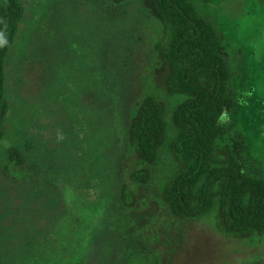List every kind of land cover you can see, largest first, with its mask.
I'll list each match as a JSON object with an SVG mask.
<instances>
[{
    "label": "rangeland",
    "instance_id": "1",
    "mask_svg": "<svg viewBox=\"0 0 264 264\" xmlns=\"http://www.w3.org/2000/svg\"><path fill=\"white\" fill-rule=\"evenodd\" d=\"M20 1L7 57L0 196L18 202L27 188L33 196L50 189L56 196L48 208L57 210V252L23 263L264 264V236L230 237L214 215L180 220L161 201L177 167L168 149L174 98L156 85L155 45L164 33L146 7L137 0ZM206 11L231 41L238 78L230 120L264 176V0H212ZM147 96L164 106L166 135L148 182L137 184L130 175L147 167L127 131ZM9 148H17L19 163ZM6 226L14 223L0 220V264H23Z\"/></svg>",
    "mask_w": 264,
    "mask_h": 264
},
{
    "label": "trees",
    "instance_id": "2",
    "mask_svg": "<svg viewBox=\"0 0 264 264\" xmlns=\"http://www.w3.org/2000/svg\"><path fill=\"white\" fill-rule=\"evenodd\" d=\"M110 1L120 4L127 0ZM137 1L162 26L164 38L155 45L161 63L155 80L174 98L171 121L175 136L168 149L177 167L162 185L161 201L180 220L214 215L217 228L230 237L264 236V176L230 120L238 68L229 56L230 39L206 11L212 0ZM21 14L20 0H0V141L7 135V57L15 44ZM164 112L161 101L147 96L130 117L129 146L147 167L130 175L137 184L148 182V167L155 163L164 143ZM16 149L8 151L16 154L19 163ZM48 190L33 196L27 194L31 191L27 188L18 202L0 196V220L15 227H3V232L15 231L17 242L12 246L17 247L22 263L32 256L39 263L57 252L51 236L57 210L48 208L49 199L56 194ZM56 259L63 261L62 257Z\"/></svg>",
    "mask_w": 264,
    "mask_h": 264
}]
</instances>
